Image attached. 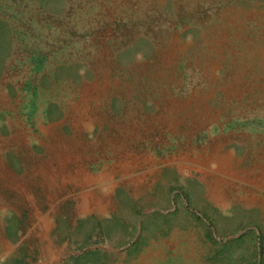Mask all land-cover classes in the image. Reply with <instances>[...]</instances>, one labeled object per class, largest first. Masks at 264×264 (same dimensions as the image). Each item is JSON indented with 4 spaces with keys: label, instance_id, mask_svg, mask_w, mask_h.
<instances>
[{
    "label": "rangeland",
    "instance_id": "1",
    "mask_svg": "<svg viewBox=\"0 0 264 264\" xmlns=\"http://www.w3.org/2000/svg\"><path fill=\"white\" fill-rule=\"evenodd\" d=\"M0 264H264V0H0Z\"/></svg>",
    "mask_w": 264,
    "mask_h": 264
},
{
    "label": "bare ground",
    "instance_id": "2",
    "mask_svg": "<svg viewBox=\"0 0 264 264\" xmlns=\"http://www.w3.org/2000/svg\"><path fill=\"white\" fill-rule=\"evenodd\" d=\"M55 152H56V151H55ZM58 157H59V156H58ZM57 159H58V158H57ZM52 160H53V159H52ZM48 161H49V160H48ZM45 164H46V163H45ZM51 164H52V163H51ZM55 164H56V163H55ZM46 165H47V164H46ZM49 165H50V164H49ZM60 165H61V164H60ZM37 167H38V166H37ZM55 167H56V166H55ZM55 167H54V168H55ZM48 168H49V167H48ZM54 170H55V169H54ZM37 171H38V170H37ZM39 172H40V171H39ZM39 172H38V173H39ZM57 172H58V171H57ZM62 172H63V171H62ZM34 173H35V172H34ZM51 173H53V172H51ZM58 173H59V172H58ZM47 175H48V174H47ZM50 175H51V174H50ZM38 177H40V176L38 175ZM44 178H45V177H44ZM40 180H41V179H40ZM47 181H48V180H47Z\"/></svg>",
    "mask_w": 264,
    "mask_h": 264
}]
</instances>
